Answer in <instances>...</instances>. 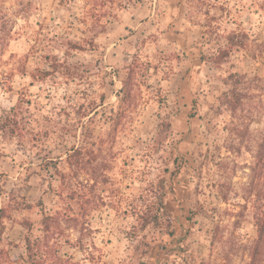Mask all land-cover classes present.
I'll return each instance as SVG.
<instances>
[{"label":"rangeland","instance_id":"obj_1","mask_svg":"<svg viewBox=\"0 0 264 264\" xmlns=\"http://www.w3.org/2000/svg\"><path fill=\"white\" fill-rule=\"evenodd\" d=\"M233 31L245 47L219 58ZM136 56L151 68L121 111ZM20 99L23 136L0 131V264H32L27 237L38 264L250 261L264 0H0V117ZM161 178L172 222L143 229Z\"/></svg>","mask_w":264,"mask_h":264},{"label":"trees","instance_id":"obj_2","mask_svg":"<svg viewBox=\"0 0 264 264\" xmlns=\"http://www.w3.org/2000/svg\"><path fill=\"white\" fill-rule=\"evenodd\" d=\"M67 0H61V3H65ZM247 33L233 31L227 35L228 45L225 48L220 49L219 58H225L229 54L233 48L236 47H245L247 41ZM69 46L72 49H83L82 45L77 42L69 41ZM225 56V57H223ZM51 67L54 71H58L61 67L65 66V62H60L54 56L51 59ZM221 59H217L216 62H220ZM223 60V59H222ZM127 75L121 80V99L120 106L121 111H125V109L134 106L137 103L140 95L136 89V86H139V81L137 79L138 74H146L149 72L151 68V64L148 61H143L138 56L134 58V60L126 67ZM236 76L237 74H230V78ZM22 100L5 111L4 114L0 117V131L3 133H9L10 135H18L23 136L24 128L22 126L21 121V105ZM241 101L240 93L238 90H232L230 94L228 93V106L232 111L237 110L238 102ZM167 126H170L167 123ZM82 149L76 148L74 153H70L68 158H75V156H79L81 154ZM255 164L252 167V175H253V187L256 191V196L258 197L257 203L255 205L254 219L255 226L257 229V238L251 248L250 251V261L246 264H264V133L262 134L257 149L254 154ZM76 163L75 166L79 165L78 160L74 159ZM71 163V162H70ZM73 166V165H72ZM54 167L57 172L60 173V169L57 166V163H54ZM156 186V185H155ZM150 190L152 192L153 197L150 194H147L145 197V207L142 211L138 213V217L142 221V228L146 229L148 226L156 224L161 217L167 216L169 220V224H171L172 219L170 218L169 212L164 207V196L166 193V179L161 178L156 187H153ZM159 197V199H158ZM3 211V210H2ZM53 220V216H46L43 219V224L45 226V232H49L51 228V221ZM172 233L171 231H169ZM40 237L36 239H32L31 237H27V249L28 255L32 260V264H38L37 259V247L40 246Z\"/></svg>","mask_w":264,"mask_h":264}]
</instances>
